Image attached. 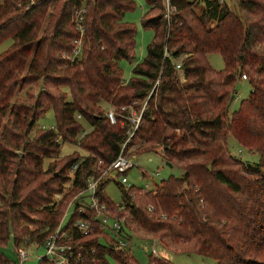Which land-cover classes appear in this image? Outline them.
<instances>
[{"label": "trees", "instance_id": "16d2710c", "mask_svg": "<svg viewBox=\"0 0 264 264\" xmlns=\"http://www.w3.org/2000/svg\"><path fill=\"white\" fill-rule=\"evenodd\" d=\"M53 1L0 0V44L13 41L0 53V264L11 263L2 250L10 238L16 246L48 237L58 224L61 203L53 196L63 192L66 171L78 163L71 189L76 192L95 162L113 161L128 137L130 109L139 112L145 102L125 151L132 145L140 153L160 150L184 174L153 190L118 182L121 205L107 196L103 183L97 196L121 212V235L132 239L133 231L217 264H264V0H234L238 12L226 0H145L141 23L153 37L128 80L120 61L134 59L137 28L124 16L135 0H64L40 36ZM81 8L83 47L70 60L64 53H71L80 36L75 13ZM212 53L221 55L222 70L211 66ZM183 54L185 81L177 68ZM244 76L250 95L230 111ZM38 82L43 90L35 98L28 89ZM24 91L26 97L17 96ZM110 108L118 114L116 124L106 115ZM49 110L55 129L30 137ZM85 122L90 131L78 143L89 155L65 160L49 173L44 160L57 161L61 144L76 142ZM230 135L258 152L260 162L234 155ZM75 235L83 255L74 264H110L111 258L139 264L128 248L118 251L103 242L98 225L86 236ZM150 262L171 264L154 254Z\"/></svg>", "mask_w": 264, "mask_h": 264}, {"label": "rangeland", "instance_id": "374dc122", "mask_svg": "<svg viewBox=\"0 0 264 264\" xmlns=\"http://www.w3.org/2000/svg\"><path fill=\"white\" fill-rule=\"evenodd\" d=\"M33 1L35 0H30V4ZM63 2L64 0H56L51 3L50 7L48 8L47 15L45 17V22L39 34L40 36L43 34L46 24L48 23V21H50L51 18L50 16L55 10V7L57 6V9L60 8ZM135 2H136V7L132 10L127 11V13L124 16V19L126 21L133 23L137 28L134 59L120 61V66L123 70L124 79L126 80H128L132 76V71L135 63L141 61L144 58L146 54L147 45L151 42L153 37V31L150 29H145L141 23L142 17L147 9L145 0H135ZM226 2L233 11L238 12V8L234 0H226ZM75 14H78V12ZM12 42L13 41L11 39H8L3 43H1L0 53L6 50L12 44ZM82 47H83V41H82ZM72 50L70 54L64 53V57H68V59L72 60L74 57L72 55ZM183 57L185 58L186 54H183ZM208 60L211 66L215 70H222L224 68V61L220 54L212 53L208 56ZM181 76L182 75H180L181 81H185V77L183 76L181 78ZM156 84H158V82ZM62 89L68 91L67 88H62ZM236 89L237 91L235 93L234 101L230 106V111L237 110L240 107L242 100L247 99L249 97L251 92V85L246 78H242L237 82ZM42 90H43L42 85L39 84V82L36 84V86H33L32 88L28 89V91L35 98L40 93H42ZM25 92L26 91L18 92L17 96L24 98L26 97ZM34 97L31 99V101L35 99ZM143 106H146V102L143 104ZM143 106L139 112L138 110L137 111L134 110L137 114L140 113L139 114L140 116H142V111L143 109H145ZM131 113L134 114L133 111H131ZM140 121L141 118L139 120V123ZM55 124H56L55 114L52 110H49L44 116H42L37 121L35 125V129L31 132L30 137H33L36 131L47 130L51 127H55ZM128 127H129L128 131H130L131 129L135 128V125L130 123V126ZM136 129L134 130V133ZM85 131H90V126L86 122L84 123V129L77 137L76 142L66 141L61 144V151L59 154H57V159L59 158L58 160L56 159L57 161L54 162L52 158H47L44 160V167H48L50 165L48 168L49 173H51L52 169H55L56 171L60 170L61 165L65 160L74 158L80 154L84 155V157L89 155L88 151L80 147L78 143L83 132ZM133 136L134 134L131 137L129 136L127 137V139L124 142L125 147L123 149L124 155L130 157L133 163L136 164L133 168H131L125 174H123L128 179V184L125 185L126 187L135 186L142 189L153 190L156 188L157 185H160L161 182L163 180H166L168 177L174 176L179 178L184 174V171L180 167L175 165L169 166L166 160L164 159V157L162 156V154L160 153V150L159 152L157 151V152L140 153L138 151V145H132L125 151L127 144L132 140ZM228 145L230 151L237 157H240L245 162L259 163L261 160V155L258 152L248 151L246 148L242 147L232 135L228 137ZM66 179L67 181L63 186V192L56 193L53 196L55 201H59L58 203H61L59 205L60 216L58 218L57 226L61 223V221H63V224H66L72 219L74 210L76 208L75 197L85 195V193H82L84 186L77 187L76 192L71 191V189L72 188L74 189L75 187H73L74 185L72 182L74 180L73 174L69 170L66 171ZM120 187L121 186L117 180V173L116 171H113L111 173L110 180L105 185L104 190L107 196L112 200V202H114L115 205H121L123 203ZM109 212H111L112 216L121 219L120 216L121 212L119 210L116 209L114 210L112 208L110 209ZM91 213H93L91 210L88 211V214ZM38 217H40V214H38ZM29 225L32 229L36 228V226H34L31 223ZM131 235H132V239L131 238L128 239L131 240V242L128 244V249L131 255L137 260L139 264H152L150 262V254H154L160 257H166L171 262V264H217L216 260L209 257L201 256L198 254H188L181 251L168 250L164 248L156 240L145 237L142 238L139 237V235L136 232L134 233L132 231ZM154 248L156 249L155 253L153 252ZM2 250L6 258L9 261H11V264H20L16 247L11 238L9 239L8 243L3 246ZM27 252L29 256L27 257L26 261H24L22 264H38L40 261L39 258L43 257L46 254V248L44 245L39 247L37 246L29 247L27 248ZM109 262L110 264H120L113 258H111Z\"/></svg>", "mask_w": 264, "mask_h": 264}, {"label": "built area", "instance_id": "2783aa9c", "mask_svg": "<svg viewBox=\"0 0 264 264\" xmlns=\"http://www.w3.org/2000/svg\"><path fill=\"white\" fill-rule=\"evenodd\" d=\"M84 13L85 8H81L77 14L76 24L77 29L80 32V36L74 40L75 46H73L74 48L72 50V55L74 57L77 56L82 49V41L85 33V28L83 26ZM183 58L184 57L182 55L179 59V62L177 63L178 70L182 72L183 70L180 66V61ZM183 76L184 75H182L181 78ZM243 78H246V76ZM143 107L145 108V106ZM125 109L126 107L122 106L120 108V114L121 111H125ZM131 111H133L134 114H132ZM139 114H137L132 108L128 113V121L135 125L134 129L127 131V135L129 137L134 134V130L139 124V120L141 118ZM106 115L112 124L119 122L116 109H108ZM78 118H80V116H78ZM51 128L55 129V127ZM57 141H62L61 136H58ZM124 147L125 143L122 144L117 157L110 163L106 164V166H104L102 160L94 163L92 172L85 180L84 189L82 191V193H85V195L75 197L76 208L74 210L72 219L68 223L63 224V221H61V223L56 226L52 232H50L48 237L42 243L32 242L27 245L22 242L15 246L20 264L26 261L27 257L29 256L27 248L36 246L39 247L43 245L46 248V254L39 258L40 261L38 264L76 263L77 260L82 257L83 252L82 246L80 245L81 239L77 240L75 237V232H78L81 234V236H86L92 232L93 225H98V228L102 232L100 239H102V241L112 249L121 251L122 249L128 248V244L131 242V240H128V236L121 235L124 231L121 219L112 216L111 212H109V206L106 203L100 202V198L97 196L100 186L110 180V176L113 171H116L117 173L118 182H120L122 185L128 183V179L123 174L133 168L136 164L133 163L130 157L124 155ZM78 166V163H75L69 170L73 174L74 179L75 171L78 169ZM72 182L74 183V180ZM90 210L93 212L91 213V218L75 217L78 214H86ZM104 235L107 236V238ZM153 252H156L155 248L153 249Z\"/></svg>", "mask_w": 264, "mask_h": 264}, {"label": "crops", "instance_id": "0c3cea01", "mask_svg": "<svg viewBox=\"0 0 264 264\" xmlns=\"http://www.w3.org/2000/svg\"><path fill=\"white\" fill-rule=\"evenodd\" d=\"M180 75H184L182 71H179ZM81 155V154H80ZM82 157H84V155H81Z\"/></svg>", "mask_w": 264, "mask_h": 264}, {"label": "water", "instance_id": "95a60500", "mask_svg": "<svg viewBox=\"0 0 264 264\" xmlns=\"http://www.w3.org/2000/svg\"><path fill=\"white\" fill-rule=\"evenodd\" d=\"M167 164H168L169 166H172L171 163H169V162H167ZM55 174H58V173L56 172Z\"/></svg>", "mask_w": 264, "mask_h": 264}]
</instances>
